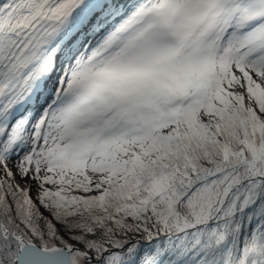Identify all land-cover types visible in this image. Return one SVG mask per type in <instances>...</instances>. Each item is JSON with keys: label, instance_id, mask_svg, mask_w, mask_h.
<instances>
[{"label": "snow or ice", "instance_id": "6c2138e0", "mask_svg": "<svg viewBox=\"0 0 264 264\" xmlns=\"http://www.w3.org/2000/svg\"><path fill=\"white\" fill-rule=\"evenodd\" d=\"M0 264H264V0H0Z\"/></svg>", "mask_w": 264, "mask_h": 264}]
</instances>
